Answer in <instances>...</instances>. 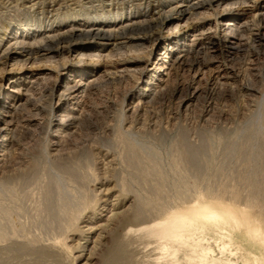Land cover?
Returning a JSON list of instances; mask_svg holds the SVG:
<instances>
[{
    "label": "rangeland",
    "instance_id": "rangeland-1",
    "mask_svg": "<svg viewBox=\"0 0 264 264\" xmlns=\"http://www.w3.org/2000/svg\"><path fill=\"white\" fill-rule=\"evenodd\" d=\"M0 2V264H264V0Z\"/></svg>",
    "mask_w": 264,
    "mask_h": 264
},
{
    "label": "bare ground",
    "instance_id": "bare-ground-1",
    "mask_svg": "<svg viewBox=\"0 0 264 264\" xmlns=\"http://www.w3.org/2000/svg\"><path fill=\"white\" fill-rule=\"evenodd\" d=\"M113 1V0H112ZM126 1V0H125ZM206 1V0H205ZM211 2H214L215 1H220V0H210ZM41 2V1H40ZM54 2V0H53ZM1 4V2H0ZM55 4V3H54ZM201 5V4H200ZM215 5V4H214ZM52 6V5H51ZM54 6V5H53ZM183 8V7H182ZM193 9V8H192ZM54 10V9H53ZM188 11V10H187ZM180 12V11H179ZM177 13V11H176ZM185 14V13H184ZM178 15V14H176ZM124 20V19H123ZM129 20V19H128ZM128 20H126L127 22L122 24L121 21L120 22H113L112 23V26H110L109 24L107 25V22H103L101 23L100 25H94V26H90L91 28L89 29V32L87 31L88 34H93V35H96V36H99V35H103V36H109V37H113V33H109L111 30L109 28H112V27H117V28H135L136 27V23L133 22V23H130ZM237 18H232L230 19L227 23L225 22V26L226 28L228 29H233L234 28H237ZM125 22V21H124ZM240 23V22H239ZM244 24H245V21H244ZM50 25V24H49ZM66 25H70L71 27H67V28H70V30L72 31H79L81 28H78V27H74L72 24H70V22L66 23ZM65 25V26H66ZM142 25V24H141ZM28 26V25H27ZM97 26V27H95ZM27 27H24V26H17V28H14V30H12V34L8 36V34H5L6 36H3L2 38H0V64L3 63L6 64L8 60H10L14 55L15 56H18L16 58H23L26 62H28L29 60L31 59H37L34 57V54H45L47 53V50L44 49V45H38L36 44V42H34V39L36 41V38L37 37H41L40 40H37V41H48L50 39V35L51 34H48V33H40L39 31L37 32H33L31 34H29L28 32L26 33L24 31V29H26ZM29 28V26H28ZM108 28V29H106ZM52 27L49 29L51 30ZM87 29V28H86ZM226 29V30H227ZM82 30V29H81ZM47 32V31H46ZM232 32V31H231ZM235 32V31H233ZM11 32H9L10 34ZM66 34V33H64ZM81 35V34H80ZM65 36V35H64ZM31 39V40H30ZM33 39V40H32ZM126 39V38H125ZM129 39V38H128ZM134 38H131L128 40L129 41H132ZM108 43L107 45H111V46H116L117 43L115 42H110V41H114L113 38H108ZM146 40H150L153 42V44L155 45V43L157 42L158 40V36L157 35H152V36H148L146 37V39L142 40V43ZM240 41V40H239ZM121 43V42H120ZM125 43V42H123ZM127 43V42H126ZM237 43V42H236ZM40 44V43H39ZM119 44V43H118ZM238 44V43H237ZM240 44V43H239ZM126 45V44H125ZM46 46V45H45ZM235 46V45H234ZM118 47V46H117ZM240 47V46H238ZM119 49V48H118ZM19 50V51H18ZM17 54V55H16ZM39 55V54H38ZM37 56V55H36ZM162 59V57L159 55L158 57H156L155 59V63L158 64L159 61ZM126 61L129 62V60H122V61H115V63H113V66L115 68V72L116 74L119 73V74H125L126 73V69H123L121 67V65L123 63H125ZM154 63V64H155ZM148 64V63H147ZM155 64V65H156ZM112 65V64H111ZM163 65V64H162ZM121 67V68H120ZM162 69V68H161ZM35 80V79H34ZM32 81V80H31ZM36 81V80H35ZM32 83V82H31ZM149 83H151L150 81H148L147 83H145L144 85V89L143 90H147L149 87ZM89 84H91L90 81L88 82H75L72 86H67V91L69 93L68 96L70 97H78L80 93L83 92V90L85 88H87L89 86ZM33 85V84H32ZM16 86H12V89L10 90L11 93H15L17 92L18 90L15 89ZM9 94V93H8ZM14 95H12L13 97ZM61 101H59L60 103ZM14 102H10L9 105H5L3 106V111H4V108H12L14 107ZM13 116V115H12ZM63 116V115H62ZM64 119V118H63ZM64 121V120H63ZM1 123V121H0ZM8 132H9V129L8 127L4 126V125H0V137L3 138L2 142L3 143H6V141H8ZM1 142V143H2ZM175 228H180L179 225H176ZM165 245H163L162 247H164ZM164 251H167L166 250V247L164 248Z\"/></svg>",
    "mask_w": 264,
    "mask_h": 264
}]
</instances>
